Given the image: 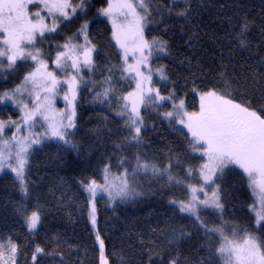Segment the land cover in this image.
Returning <instances> with one entry per match:
<instances>
[{"label":"snow or ice","instance_id":"obj_1","mask_svg":"<svg viewBox=\"0 0 264 264\" xmlns=\"http://www.w3.org/2000/svg\"><path fill=\"white\" fill-rule=\"evenodd\" d=\"M89 4L90 0H0V73H11L25 66L18 65V61L33 62L27 65L29 70L20 84L0 92V104L10 101L21 113L19 120H0V172L8 169L14 173L21 194L28 197L25 174L33 145H39L45 139L72 145L70 130L77 126L74 102L78 91L81 86L95 83L85 80L81 72L87 69L92 73L101 71L103 75L106 71L107 75H103L100 82L102 90L96 91L94 98L102 104H116L115 114L125 118L123 126L128 130L124 141H135L133 147L141 144L140 134L144 127L141 107L155 110L161 102L167 101L171 103L172 111L163 115L182 125L190 134L188 145L191 152L197 154L193 157L197 163L186 165L181 177L172 171L173 159L177 165L183 163L180 154L170 157L166 167H158L140 154L131 159L121 155L116 173L112 171V163L105 162L99 170L102 177L99 181L92 178L80 181L88 194L90 208L87 214L93 230L97 223V195H106L109 203L131 201L141 195L137 191L136 177L141 172H151L153 176L166 177L168 185L184 190L182 197L170 199L168 203L191 218L189 223L203 237L201 247H207L211 264H264V72H258L249 64L251 71L246 74L233 72L229 75V65L222 59L214 75L216 83L200 89L195 81L192 82L191 91L199 97V107L194 111L186 108L185 99L177 95L176 89L162 95L153 82L150 60L154 52L166 53V42L155 39L149 42L145 38L150 15L147 0H107V6L97 10L111 24V41L119 49L117 64L106 62L103 70L97 66L94 59L97 47L88 36L86 18L76 37L56 45L54 58L51 52H45L42 46L50 39L46 34L57 31L61 23L59 18L71 20L87 13ZM31 5L36 7L30 8ZM42 11L48 15H41ZM178 15L187 17L188 10ZM253 24L247 15H241L239 30L231 35L236 48L250 54L254 50L248 34ZM260 32L264 40V25ZM81 35L84 42L74 43L73 40ZM50 59L54 65L52 69L49 68ZM256 63L264 67V55H260ZM156 74L160 80H168L162 68L156 69ZM117 77L132 81L135 87L122 95L117 90ZM61 85H67L66 90ZM241 88L244 91H240ZM249 91L254 94L249 96ZM61 93L67 105L64 110L54 107L55 97ZM237 94L240 99L236 98ZM6 128L14 129L10 136L5 135ZM234 168L240 170V180L256 197L248 206L255 217L254 229L230 224L224 219L227 191L222 185ZM205 210H210L208 215L219 223L208 219ZM25 221L29 232L35 233L41 224L40 211L33 210L25 215ZM152 231L163 234V240L141 239L139 253H132L127 260L122 251H113L111 256L121 264H157V261L159 264H207L204 260L183 257L179 251L181 243L193 235L191 231L175 225ZM95 238L99 244L100 264H110L99 231H95ZM52 239L59 242L60 237L53 236ZM20 251L11 239L6 245L0 243V264H17ZM45 255L60 253L46 252L36 245L31 253L32 264H36L38 256Z\"/></svg>","mask_w":264,"mask_h":264},{"label":"trees","instance_id":"obj_2","mask_svg":"<svg viewBox=\"0 0 264 264\" xmlns=\"http://www.w3.org/2000/svg\"><path fill=\"white\" fill-rule=\"evenodd\" d=\"M150 4L149 23L145 28V38L151 42H166V53L154 52V64L163 69L168 80L165 84L156 82L160 93L168 95L174 88L177 95L185 99L189 111L199 107L198 96L191 91L192 82L203 89L216 83L214 75L223 63L228 64L227 72L231 75L246 74L251 71V64L258 72L264 67L256 62L264 55V40L260 28L264 25V0H147ZM107 6V0H90L87 13H81L71 20H61L55 33L46 34L50 39L43 44L45 52L55 56L57 44H63L68 38L76 37L81 24L86 18L88 36L97 47L94 59L103 70L106 62L117 64L119 49L111 41V26L98 9ZM31 5L30 8H35ZM42 7V5H41ZM188 10L187 17L178 15ZM41 15L47 16L46 11ZM254 21L249 32L253 53L236 48V41L231 38L237 32L240 16ZM50 22V21H49ZM79 36L73 42L81 41ZM223 54V57L221 56ZM6 63V61H5ZM32 61H18V71L0 73L7 79L0 78V92L13 89L29 70ZM234 66V67H233ZM49 68L54 65L49 60ZM59 72V70H56ZM81 75L90 82V86H81L76 100V128L71 129L72 145H65L55 139L44 141L31 149L29 165L26 170L28 197L19 189V182L13 174L0 172V243L7 244L11 239L20 252L17 264H32L31 253L36 245L46 252L53 250L60 255L38 256L36 264H100L99 250L93 238L89 219L87 193L80 181L97 179L105 162H111L113 173L118 171L117 161L120 156L131 159L140 154L147 157L158 167H166L170 157L180 154L183 162L177 165L173 159L174 174L184 176V167L197 163L193 159L188 145V134L178 123L166 118L163 113L171 111L170 102H161L158 107L141 108L144 127L141 129L142 143L133 147L135 141L126 143L124 137L128 130L123 126V119L116 116V104L100 103L95 92L102 90L101 81L106 71L88 72ZM203 81V83L201 82ZM117 90L126 95L135 85L130 80L116 78ZM251 84V81H249ZM240 91H244L243 88ZM252 96L253 91L247 93ZM255 95H259L255 93ZM237 99L241 97L236 95ZM18 110L13 105H0V120L15 119ZM119 144L120 147H116ZM240 171H233L226 176L222 185L227 191L224 219L230 224H239L250 229L255 228L254 217L249 211L253 195L247 184L240 180ZM166 177L153 176L151 172H141L136 177L137 191L141 195L128 202L109 203L105 196L96 199L97 229L105 243V254L110 264H121L111 256L113 251L123 252L126 260L132 253H139L140 240L149 237L163 240L160 233L153 229H166L169 225L184 227L193 235L183 241L179 251L183 257L204 260L211 264L207 247H201L203 237L192 228L190 217L182 214L170 199L184 195L179 186L168 185ZM224 197H222L223 199ZM39 210L41 224L35 233L29 232L25 215ZM210 210H205L208 219L219 223ZM59 236V242L52 239ZM71 246V247H69ZM159 264V261H157Z\"/></svg>","mask_w":264,"mask_h":264},{"label":"rangeland","instance_id":"obj_3","mask_svg":"<svg viewBox=\"0 0 264 264\" xmlns=\"http://www.w3.org/2000/svg\"><path fill=\"white\" fill-rule=\"evenodd\" d=\"M104 19H106L107 20V18L106 17H104V16H102ZM107 22L110 24V22L107 20ZM110 26H111V24H110ZM80 37H82V35L80 36ZM79 43H82V41H78ZM84 42V41H83ZM76 43V42H75ZM154 59H155V57L154 56H152L151 57V60H150V64H151V68H152V70H153V82L155 83V85H156V82H158L159 84H165L166 83V81L165 80H160L159 79V76L156 74V69H159L160 67H158V66H156L155 64H154ZM129 61L131 62L132 61V57H131V55L129 56ZM63 78V77H62ZM22 81V80H21ZM20 81V82H21ZM20 82L18 83V84H20ZM17 84V85H18ZM156 87H158L157 85H156ZM61 88H63V89H65L66 90V88H67V85H61ZM77 97H78V94H77ZM25 99H27V97H25ZM76 100H77V98H76ZM76 100H75V105H76ZM198 101H199V97H198ZM0 105H2V106H8V105H13V107H15L17 110H18V116L15 118V119H13V120H19L20 119V117H21V113H20V111H19V108L16 106V105H14V104H12L10 101H5L3 104H0ZM54 107L56 108V109H59V110H64V109H66V107H67V105H66V101L63 99V93H61V94H59V95H57L56 97H55V100H54ZM142 108V107H141ZM171 111H172V109H171ZM180 125V124H179ZM181 126V128H183L182 127V125H180ZM184 129V128H183ZM185 130V132L187 133V130L186 129H184ZM14 131V129L13 128H6L5 129V135L6 136H10L11 134H12V132ZM188 134V133H187ZM188 136H189V138H191L190 137V134H188ZM46 140H50V139H45L44 141H46ZM43 141V142H44ZM42 142V143H43ZM41 143V144H42ZM36 146H39V145H33V147L32 148H34V147H36ZM235 169H237V170H239L238 168H235ZM4 171L5 172H8V173H10V174H13L14 176H15V174L14 173H12L10 170H8V169H4ZM240 171V170H239ZM100 179L102 178L101 176L99 177ZM99 179V180H100ZM105 196L106 198H108L106 195H104V194H98L97 195V197H96V199L98 198V197H101V196ZM202 195V194H201ZM256 199V197H254L253 196V200H255ZM89 208H90V205H89ZM252 214V213H251ZM253 215V214H252ZM254 217V216H253ZM255 218V217H254ZM89 225H90V229H91V232H92V235H93V238H94V240H95V244H96V246H97V248H98V250H99V244H98V242L96 241V238H95V231H98V229H97V223H96V229H95V231L93 230V228H92V225H91V223L89 222ZM100 262V261H99Z\"/></svg>","mask_w":264,"mask_h":264}]
</instances>
